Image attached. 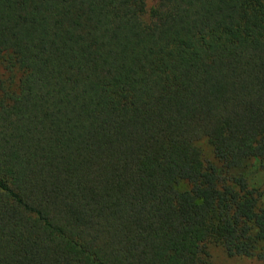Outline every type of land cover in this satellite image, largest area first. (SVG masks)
Listing matches in <instances>:
<instances>
[{
    "label": "trees",
    "instance_id": "1",
    "mask_svg": "<svg viewBox=\"0 0 264 264\" xmlns=\"http://www.w3.org/2000/svg\"><path fill=\"white\" fill-rule=\"evenodd\" d=\"M0 67V264L260 257L264 0H0Z\"/></svg>",
    "mask_w": 264,
    "mask_h": 264
},
{
    "label": "rangeland",
    "instance_id": "2",
    "mask_svg": "<svg viewBox=\"0 0 264 264\" xmlns=\"http://www.w3.org/2000/svg\"><path fill=\"white\" fill-rule=\"evenodd\" d=\"M152 4L153 2H150V5ZM8 73L9 72H6L3 67H0V78L6 79ZM15 76L18 77L19 74L15 73ZM199 147L202 150L206 165L217 163L213 148L208 141H201ZM240 172L244 174L253 185L258 187L264 186V151L260 148L250 150ZM262 208L264 209V200ZM208 252L211 257V264H264V246L262 247L261 255H259L260 257L254 259L229 257L225 250L216 244L209 246Z\"/></svg>",
    "mask_w": 264,
    "mask_h": 264
}]
</instances>
